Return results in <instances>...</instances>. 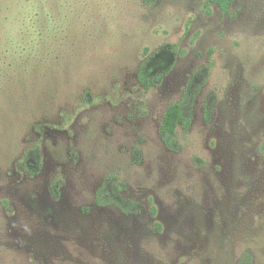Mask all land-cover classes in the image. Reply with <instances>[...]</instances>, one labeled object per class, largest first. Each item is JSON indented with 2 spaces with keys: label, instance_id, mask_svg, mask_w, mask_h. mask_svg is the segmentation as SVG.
Here are the masks:
<instances>
[{
  "label": "rangeland",
  "instance_id": "374dc122",
  "mask_svg": "<svg viewBox=\"0 0 264 264\" xmlns=\"http://www.w3.org/2000/svg\"><path fill=\"white\" fill-rule=\"evenodd\" d=\"M147 60L167 69L150 89ZM203 68L171 151L163 114ZM109 174L138 213L95 202ZM246 249L264 264V0L227 14L207 0H0V264H237Z\"/></svg>",
  "mask_w": 264,
  "mask_h": 264
},
{
  "label": "trees",
  "instance_id": "16d2710c",
  "mask_svg": "<svg viewBox=\"0 0 264 264\" xmlns=\"http://www.w3.org/2000/svg\"><path fill=\"white\" fill-rule=\"evenodd\" d=\"M236 0H207V6H217L223 14L230 12ZM147 5L153 4L156 0H143ZM161 52L175 53V46L165 45ZM150 61L147 60L141 64L138 70V81L144 89H150L162 82L167 74V69H154L151 67ZM208 68L200 69L194 72L187 85L185 86L183 95L180 100L171 103L165 110L159 126L161 140L164 145L171 151L179 152L182 145L176 135L177 129L181 127L185 131H189L192 126L194 117V108L199 94L207 79ZM214 114V98L210 95L204 102L203 115L206 122H210ZM134 157L140 160V149L135 147ZM31 172H37V164L28 167ZM123 184L119 181L116 174L107 175L101 185L96 190L95 202L98 205H116L124 213L132 214L139 212V205L133 200L126 198L123 193ZM237 264H254V255L251 249H246Z\"/></svg>",
  "mask_w": 264,
  "mask_h": 264
}]
</instances>
